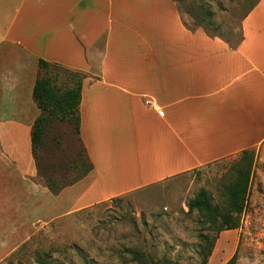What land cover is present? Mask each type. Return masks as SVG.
<instances>
[{
  "label": "crops",
  "instance_id": "obj_1",
  "mask_svg": "<svg viewBox=\"0 0 264 264\" xmlns=\"http://www.w3.org/2000/svg\"><path fill=\"white\" fill-rule=\"evenodd\" d=\"M240 34L189 28L173 0H0V262L97 203L244 151L264 164V0ZM40 60L82 75L92 170L56 195L32 155Z\"/></svg>",
  "mask_w": 264,
  "mask_h": 264
},
{
  "label": "rangeland",
  "instance_id": "obj_2",
  "mask_svg": "<svg viewBox=\"0 0 264 264\" xmlns=\"http://www.w3.org/2000/svg\"><path fill=\"white\" fill-rule=\"evenodd\" d=\"M185 24L196 18L211 34L230 44L240 40V23L254 0H173ZM59 93L74 88L80 73L57 66L41 70ZM40 179L67 185L89 167L71 123L59 117L44 121L42 145L34 158ZM239 158L178 176L144 189L97 203L48 224L0 264H139L126 251L136 250L156 264H264V164L252 168L247 204L240 227L219 231L220 218L190 211L188 203L205 190L215 210L228 207L227 188L238 178ZM2 254V252H0Z\"/></svg>",
  "mask_w": 264,
  "mask_h": 264
},
{
  "label": "trees",
  "instance_id": "obj_3",
  "mask_svg": "<svg viewBox=\"0 0 264 264\" xmlns=\"http://www.w3.org/2000/svg\"><path fill=\"white\" fill-rule=\"evenodd\" d=\"M258 1L259 0H254L249 5L246 14L255 6ZM195 18L196 27L204 29L210 36H219L216 34H211L209 27L203 24V22L206 20L205 14L203 12L201 13L200 17ZM49 66L50 65L48 63L41 60L39 61L40 70H45ZM81 88L82 79H79L76 81L74 88H69L64 92L59 93L52 84L51 80L47 78H40L38 76L33 88V98L38 109L40 110V116L35 120L31 132L32 155L34 158L36 157V149L42 145L44 135V121H46L48 117H59L61 121H67L71 123L76 133L79 132L80 119L78 115V107L81 99ZM238 162L242 163L238 173V178L234 184L227 188V209L218 213L213 207L205 190H201L195 196V198L188 203V208L190 211L195 210L208 217H219V231L238 229L240 227V215L247 204L254 154L250 151H244ZM90 170H92L91 164L80 175V178L87 174ZM74 182L75 181H71L67 185H71ZM45 184L54 195L58 194L65 186H67L58 184L52 177H46ZM126 252L131 255L132 258L135 259L139 264H156L153 258L147 257L148 259L146 260V256L139 251L128 249ZM206 252L207 253L203 257V260L200 264H207V257L211 254V249L208 248ZM42 264L46 263L43 262ZM224 264H236V253H234Z\"/></svg>",
  "mask_w": 264,
  "mask_h": 264
},
{
  "label": "built area",
  "instance_id": "obj_4",
  "mask_svg": "<svg viewBox=\"0 0 264 264\" xmlns=\"http://www.w3.org/2000/svg\"><path fill=\"white\" fill-rule=\"evenodd\" d=\"M160 115H163V112H159Z\"/></svg>",
  "mask_w": 264,
  "mask_h": 264
}]
</instances>
